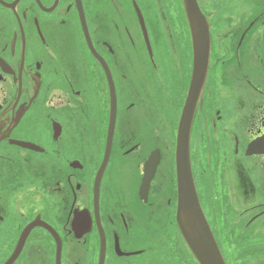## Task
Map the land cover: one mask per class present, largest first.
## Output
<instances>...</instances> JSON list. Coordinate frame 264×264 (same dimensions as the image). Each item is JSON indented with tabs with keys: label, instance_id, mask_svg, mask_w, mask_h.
<instances>
[{
	"label": "flooded vegetation",
	"instance_id": "obj_1",
	"mask_svg": "<svg viewBox=\"0 0 264 264\" xmlns=\"http://www.w3.org/2000/svg\"><path fill=\"white\" fill-rule=\"evenodd\" d=\"M197 3L200 208L225 264H264V0ZM191 71L183 0H0V264H199L176 221Z\"/></svg>",
	"mask_w": 264,
	"mask_h": 264
},
{
	"label": "water",
	"instance_id": "obj_2",
	"mask_svg": "<svg viewBox=\"0 0 264 264\" xmlns=\"http://www.w3.org/2000/svg\"><path fill=\"white\" fill-rule=\"evenodd\" d=\"M183 2L187 10L192 37V71L176 137V221L185 242L199 264H225L201 211L190 164L189 139L198 96L207 71L210 49L209 31L197 1L183 0ZM85 35L89 43L88 35L86 33ZM105 163L104 159L101 167ZM149 171L147 182L152 176L151 168Z\"/></svg>",
	"mask_w": 264,
	"mask_h": 264
}]
</instances>
